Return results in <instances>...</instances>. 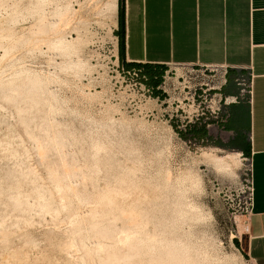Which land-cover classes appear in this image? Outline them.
<instances>
[{
    "label": "rangeland",
    "instance_id": "rangeland-1",
    "mask_svg": "<svg viewBox=\"0 0 264 264\" xmlns=\"http://www.w3.org/2000/svg\"><path fill=\"white\" fill-rule=\"evenodd\" d=\"M104 1L0 0V264H247L250 160L117 69Z\"/></svg>",
    "mask_w": 264,
    "mask_h": 264
},
{
    "label": "crops",
    "instance_id": "crops-1",
    "mask_svg": "<svg viewBox=\"0 0 264 264\" xmlns=\"http://www.w3.org/2000/svg\"><path fill=\"white\" fill-rule=\"evenodd\" d=\"M114 31L127 69L164 65H226V95L249 82L250 97L225 106L228 121L211 123L207 138L245 154L252 165V206L243 256L264 264V0H122ZM119 52V37L114 35ZM120 60V59H119ZM121 62V61H120Z\"/></svg>",
    "mask_w": 264,
    "mask_h": 264
},
{
    "label": "built area",
    "instance_id": "built-area-1",
    "mask_svg": "<svg viewBox=\"0 0 264 264\" xmlns=\"http://www.w3.org/2000/svg\"><path fill=\"white\" fill-rule=\"evenodd\" d=\"M117 69L133 75L137 84L149 99L161 105L166 104L167 121L171 127L180 134H190L195 128L208 126L211 123L223 125L228 121L229 114L225 106L237 103L241 98L250 97L251 86L249 82H240V91L236 95H226L222 88L227 82L229 68L226 65L182 66V72L177 69L173 72L166 70L163 83L158 86L165 92V97L153 96V88L147 85V76L143 68L127 69L119 64L115 56ZM189 140L192 139L189 136ZM203 142V140H201ZM253 198L252 165L250 168V185L247 198V214L251 213ZM247 264H258L251 255L245 256Z\"/></svg>",
    "mask_w": 264,
    "mask_h": 264
},
{
    "label": "trees",
    "instance_id": "trees-1",
    "mask_svg": "<svg viewBox=\"0 0 264 264\" xmlns=\"http://www.w3.org/2000/svg\"><path fill=\"white\" fill-rule=\"evenodd\" d=\"M118 14H119V25L121 27L122 24V17H123V6L122 0H118ZM114 34L119 37V59L121 63L123 62V53H122V36L118 31H114ZM143 67V70L147 76V85L153 88V96H160L161 98L165 97V92L158 88L159 85L163 83V76L166 72V66L164 65H153V64H146ZM207 127L201 126L199 128H195L190 134H180L182 138H189L196 139L197 141L203 140V143L206 144H214L212 141L207 138ZM218 146V144H215Z\"/></svg>",
    "mask_w": 264,
    "mask_h": 264
},
{
    "label": "bare ground",
    "instance_id": "bare-ground-1",
    "mask_svg": "<svg viewBox=\"0 0 264 264\" xmlns=\"http://www.w3.org/2000/svg\"><path fill=\"white\" fill-rule=\"evenodd\" d=\"M88 4V2H87ZM100 6V5H99ZM91 7V6H90ZM93 7V6H92ZM58 15H60L61 19H65L66 15H68L69 13V5H65V6H58ZM97 9V8H96ZM79 10V9H78ZM92 10V8H91ZM102 12L105 13V15L107 16V18L111 21L110 23L113 24V26L116 24V19L118 16V0H105L103 5H102ZM98 14V13H97ZM78 15V14H77ZM82 15V14H81ZM100 15V14H99ZM104 15V14H103ZM76 16V15H75ZM79 16V15H78ZM77 16V17H78ZM102 17V16H101ZM82 19V18H81ZM104 20V19H103ZM107 23V22H106ZM103 24V22H102ZM104 25V24H103ZM109 28V25H107ZM115 27V26H114ZM113 28V27H112ZM83 32V31H82ZM66 39V38H65ZM64 43V41H63ZM115 44H116V52L118 53V48H117V42L115 39ZM203 158H204V162H208L210 164H213L215 166H218L222 169H230L233 167V165H236V154L229 152L228 155L226 156H217L216 154H214L212 151H206L203 153ZM238 164V163H237ZM236 168V167H235ZM233 171V170H232ZM75 239H73L74 241ZM75 243V242H74Z\"/></svg>",
    "mask_w": 264,
    "mask_h": 264
}]
</instances>
